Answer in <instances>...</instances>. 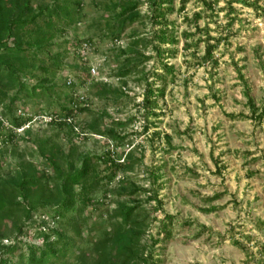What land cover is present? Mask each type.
<instances>
[{
    "label": "rangeland",
    "instance_id": "374dc122",
    "mask_svg": "<svg viewBox=\"0 0 264 264\" xmlns=\"http://www.w3.org/2000/svg\"><path fill=\"white\" fill-rule=\"evenodd\" d=\"M104 1L83 0L81 21L53 48L52 54H62V67L55 72L54 82L62 86L70 78L74 87L62 89L61 98H81L80 104L89 109L72 121L73 144L80 153L99 156L109 152L120 162L127 153L141 159L131 171H119L108 190H115L117 180L124 177L130 187L148 192L123 198L111 192L105 197L102 192L97 193L95 198L102 203L85 210L88 226L98 221L105 207L112 209L116 202L135 199L150 215L143 239L152 246L150 252L156 261L153 264H264V119L259 122L256 117H249L251 112L244 96L246 89L258 113L264 110V0L257 2V10L239 1L216 0L217 13L203 12L199 25L208 24L211 36L221 32L229 35L228 41L214 51L218 59L215 68L208 64L197 66L191 55L196 52L199 58L203 43L198 49L183 45L182 32H193L183 16L190 19L194 13H201L200 1L189 0L182 14L168 17L175 22L179 40L178 54L169 60L175 67L176 78L173 83L167 78L165 96L158 101L162 115L157 120L149 119L154 125L146 133L142 132L145 121L138 109L143 87L137 83L136 75H129L123 79L126 85H121L114 76L118 68L114 56L116 48L126 47V34L134 31L146 36L150 24L146 21L142 22L144 25L133 24L118 42L104 39L103 23H94L104 16ZM175 2L178 8V0ZM230 2L234 8L231 16L235 19L229 27ZM140 12L146 14L145 5ZM75 43L78 45L74 46ZM83 44L87 48L78 50ZM156 64L151 60L145 71ZM48 65L52 63L48 61ZM91 69H95V74ZM98 82L121 88L127 98L113 104L96 97L92 86ZM43 107L41 101L37 104L35 100L29 101L25 114L34 118L33 112ZM103 112L105 126L111 122L126 124L116 130L126 137L122 144L88 133L89 121ZM30 126L29 137L19 131L14 145L0 143L3 158L0 173L6 178L14 176L19 161L40 162L32 142L36 137L58 136L55 140L66 147L64 131L44 125L40 119ZM13 150L15 153L11 155ZM107 166L100 164L99 169ZM154 192L160 200L158 208L155 201L146 198L147 193ZM217 195L221 196L213 199ZM210 207L216 210L202 211ZM163 223L170 231L169 239L164 237ZM19 240L38 243L30 238Z\"/></svg>",
    "mask_w": 264,
    "mask_h": 264
},
{
    "label": "trees",
    "instance_id": "16d2710c",
    "mask_svg": "<svg viewBox=\"0 0 264 264\" xmlns=\"http://www.w3.org/2000/svg\"><path fill=\"white\" fill-rule=\"evenodd\" d=\"M188 1L178 0L176 8L175 0H105L102 3L104 16L94 20L97 25L103 23L101 37L113 42L122 40L125 31L135 23L146 21L150 24L146 36L134 31L126 34V47L116 48L114 56L118 66L114 76L121 85H126L123 79L136 75L137 83L143 87L138 104L145 121L143 133L154 125L149 119L157 120L162 115L158 101L165 96L167 78L170 83L176 78L175 67L169 60L176 58L179 40L175 22L168 17L173 13L182 14ZM199 1L203 6L201 13H194L190 19L183 16L188 27L193 29V32H182L183 45L198 49L203 43L202 55L199 58L196 52L191 55L197 66L208 64L215 68L218 59L214 51L228 41L229 35L221 32L213 37L208 24L199 25L203 12L217 13L216 0ZM234 1L257 10L259 0ZM143 5L147 8L146 14L140 12ZM227 8V17H230L227 26L230 27L235 19L231 16L234 11L231 2ZM82 11L83 0H0V143L14 145L19 135L17 130L33 118L25 114V107L34 100L36 104L41 101L44 107L38 108L33 115L51 116L52 121L46 125L64 131L67 139L64 147L55 140L58 136L54 139L36 137L32 142L40 162L19 161L12 178L0 173V264L156 263L150 252L152 246L143 239L150 215L140 202L122 200L112 209L105 207L99 213L98 221L91 226L87 224L88 216L84 215L88 207L102 203L95 198L99 192L104 194L103 197L111 192L123 198L148 191L130 187L124 177L117 180L115 190H108L119 171H131L141 159H134L133 154L127 153L120 162L109 152L99 156L80 153L73 144L75 129L72 121L89 109L72 96L61 98L62 89H73L74 86L68 85L67 79L62 86L54 82L55 72L62 67V54H52V50L65 38L68 30L81 21ZM194 38V43L187 42ZM151 60L157 64L145 71V65ZM92 87L96 90L94 95L106 102L117 104L127 98L121 88H112L106 83L98 82ZM244 96L251 112L249 117L262 121L264 110L258 113L246 89ZM104 115L103 112L89 121L88 133L122 144L126 137L116 130L126 124L111 122L105 126ZM30 132L29 125L21 134L29 137ZM166 139L170 143L169 136ZM14 153L13 150L11 155ZM100 164L108 166L100 170ZM2 167L3 158L0 157V171ZM217 170L220 172L219 168ZM147 194V201H155L156 207H160L156 193ZM215 210L216 207H210L202 211ZM162 229L165 239H169L170 231L164 223ZM19 238L35 239L38 243L23 242ZM9 240V244H3Z\"/></svg>",
    "mask_w": 264,
    "mask_h": 264
},
{
    "label": "built area",
    "instance_id": "2783aa9c",
    "mask_svg": "<svg viewBox=\"0 0 264 264\" xmlns=\"http://www.w3.org/2000/svg\"><path fill=\"white\" fill-rule=\"evenodd\" d=\"M85 48H87V45L86 44H83V45H81L80 47H79V49L78 50H84ZM91 72L93 73V74H95V69H91ZM72 83V80L69 78V79H67V84L69 85V84H71ZM80 100H81V98H80ZM35 119H40V121L44 124V125H46L47 123H49V122H51L52 121V117L51 116H46V115H40V116H35L34 118H32V120H31V122H29L28 124H26V125H24L22 128H19L18 130H17V132H19V131H21L22 132V130L24 129V128H27ZM69 121V120H68Z\"/></svg>",
    "mask_w": 264,
    "mask_h": 264
}]
</instances>
